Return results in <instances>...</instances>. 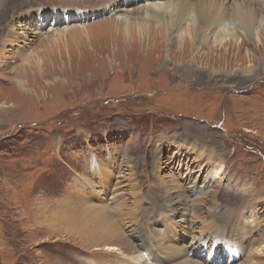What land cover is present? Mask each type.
<instances>
[{
	"label": "rangeland",
	"instance_id": "rangeland-1",
	"mask_svg": "<svg viewBox=\"0 0 264 264\" xmlns=\"http://www.w3.org/2000/svg\"><path fill=\"white\" fill-rule=\"evenodd\" d=\"M126 1L85 20L62 0L0 11V264H137L166 210L181 243L215 223L242 240L216 236L197 253L208 264L213 250L264 264V0H247L259 41L232 21L243 0L201 1L236 32L220 42L209 24L192 30L193 9L180 34L125 30L136 9L171 15L183 0ZM85 225L123 234L107 241L117 249Z\"/></svg>",
	"mask_w": 264,
	"mask_h": 264
},
{
	"label": "bare ground",
	"instance_id": "bare-ground-1",
	"mask_svg": "<svg viewBox=\"0 0 264 264\" xmlns=\"http://www.w3.org/2000/svg\"><path fill=\"white\" fill-rule=\"evenodd\" d=\"M27 1L31 2V0H24V1L22 0L21 2L19 0L17 1L16 0H0V11H3L4 9L5 11H10L11 9L10 4L13 3V5L17 6V8H14L13 12H17V10L20 9L23 5H25ZM36 1L38 0H34L31 3L36 2ZM39 1H44V0H39ZM62 1L64 3L71 4L73 6V8H70L72 12H77L75 16L72 15V20H75V19L85 20L87 18L97 17V15H100L103 12H110V14L113 15L117 11H119L118 6H116V3L118 0H62ZM199 1L200 3L191 4V2H188V0H183L181 1V4L180 6H178L176 11L172 13L171 15L165 13L166 11L163 9L164 7L162 6V4L160 6L158 5L159 7H154L153 4L148 3L145 6L140 7L139 9H136V11H134L136 14V16L134 17L135 18L134 21H129V22L126 21L125 23L121 21V25L126 27V28L123 27L125 30H129L127 26L136 24V26L139 27V30H142V31H147L149 28L150 29L152 28L154 30V33L156 34H162L164 31L166 32L167 30L169 31V33L175 31L180 34V32L182 33L183 29L186 28L185 26H187V25L183 26V24L186 22V19H188L189 12L191 13L189 9H193L194 12L196 13V20L199 21V23L197 21H194V22H197L198 25L195 24L194 26L193 25L191 26L192 28L193 27L196 28L197 33H198V30L202 26L209 24V26L210 25L211 27L213 26L214 28L213 30H215V35L217 36L216 38H219L218 42L225 40L227 37L235 38L236 32H233L231 30L232 24L230 27V23L227 22V18H225V10H223L221 7L223 5H220L219 8H217L218 2L216 3L217 1L216 0L215 8L217 9V14H214L209 11L206 12L205 11L206 7L204 8L203 6L204 4L201 3V1L212 3L214 2V0H199ZM126 2H129V1L127 0ZM124 3L125 2H123V4ZM251 3H254V1L250 2L249 4L247 0H243L240 3H237L236 9H234L235 11L232 14L230 13L229 14L233 16L232 21L234 19H237L241 22V26H243L244 31H245L244 35L248 37L249 40L255 41V40H258L259 36L257 37V35H255V32L253 31L254 30L253 25L257 23L258 19H257V16L255 15L256 12L254 11V7L251 5ZM97 4H99V6H96ZM193 16H195V14H193ZM151 22L153 23L155 22L157 24V25L155 24L156 27H151L150 26ZM228 28H230V30ZM192 30H194V28ZM64 33H66V31H60L58 35L56 36L60 37ZM184 34H186V32ZM181 38H182V35H181ZM20 86H21L20 87L21 92L28 91L27 87L24 84H21ZM5 105L6 104L3 105V108L7 107ZM11 106H14V103ZM174 210H175L174 208H170V211H174ZM100 212L102 213V211ZM166 213H167V210L162 212L161 214V219L162 220L164 219L163 222H164L165 227H164L163 233L160 234V238L153 239V241H150V240L144 239L142 233L140 235L138 234L140 237V241L138 243L139 248L137 251L139 252L137 253L136 256L133 257L137 264L138 263L140 264H208L207 260L210 259V252L207 253V257L205 260L201 259L198 254L199 252L202 253L203 248L209 250L212 247L213 240L215 239L216 236L217 237L220 236V238H222V241L225 243L227 241L229 245H233V243H237L239 246L242 245L241 239H239V241H236L233 239L232 241V239H230L229 235L226 233V231L222 228L221 225L220 227L222 230L219 229L218 227H215L217 225L216 223L213 224V226H210V227L208 226V228L206 229V233L202 229L201 230L202 232H200L199 235H194L191 238L192 240H190V243L185 242V241H183L185 244L181 243L179 238L176 237L177 234L174 232L175 223L173 221H174L175 214H173L172 212H169L168 215H166ZM185 218H184L185 220L184 219L183 220L186 223L185 224L186 227L189 228L192 226V228H194V224L191 223L192 221L191 214L186 216ZM86 227H87L86 225L83 227V230L86 231L85 235L90 236L88 238L93 243L104 242L105 244L104 247L108 249H111V248L117 249V248L111 245H108L107 241H112V240L118 241L119 239L121 240L123 237V234H120V233L117 234L116 231L114 230H111V232L108 231L107 227L104 225H100L99 227L92 228V229L88 227L86 228ZM223 233H226L227 236ZM217 246H219V248L221 247L219 243L217 244ZM134 248H131L130 250ZM233 248L237 250V247L234 246ZM219 252H220V249H218V253ZM215 253H216V250H213L214 258L211 260L216 259V262H213L210 260L209 261L210 264H219L217 257H215ZM148 255H151L152 258L148 259L149 257Z\"/></svg>",
	"mask_w": 264,
	"mask_h": 264
}]
</instances>
